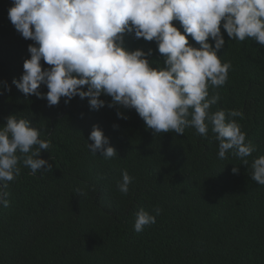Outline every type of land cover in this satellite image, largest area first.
Listing matches in <instances>:
<instances>
[{"label":"trees","instance_id":"16d2710c","mask_svg":"<svg viewBox=\"0 0 264 264\" xmlns=\"http://www.w3.org/2000/svg\"><path fill=\"white\" fill-rule=\"evenodd\" d=\"M11 6L13 0H0V126L10 115L30 121L39 138L51 142L40 158L52 170L31 175L21 162L20 176L8 182L9 204L0 205V264H264V186L250 177L252 160L264 155V46L251 38L231 40L222 28L218 56L232 67L223 86L208 89L209 98L220 97L211 112L242 113L232 119L256 148L246 166L231 151L218 158L211 126L207 136L192 127L183 135L154 134L134 109L108 107L111 97H100L106 104L99 110L79 96L53 106L25 97L12 81L21 78L34 42L11 24ZM173 24L180 28L179 21ZM124 46L152 49L149 61L163 67L154 41L125 34ZM93 125L109 138L115 157L89 151ZM123 170L134 177L127 195L117 188ZM140 209L156 223L137 233Z\"/></svg>","mask_w":264,"mask_h":264},{"label":"clouds","instance_id":"9594fccd","mask_svg":"<svg viewBox=\"0 0 264 264\" xmlns=\"http://www.w3.org/2000/svg\"><path fill=\"white\" fill-rule=\"evenodd\" d=\"M8 19L23 38L34 42L28 46L31 56L23 63L21 78L12 81L25 97L35 95L53 106L61 97L67 104L79 96L88 98L94 110L105 106L102 95L111 97L108 107L134 109L154 134L183 135L192 127L207 136L211 126L218 158L225 159L231 151L249 165L247 158L256 148L246 143V133L232 119L243 118L242 113L211 112L220 97L209 98L208 89L223 86L232 67L218 56L225 45L222 28L231 40L251 38L264 46V0H13ZM173 21H179L180 28ZM125 34L154 41L163 67L149 61L152 49H127ZM41 86L48 91H40ZM4 90L11 91L7 83ZM117 117L127 119L121 111ZM5 120L0 126V205L7 207L8 182L20 176L21 162L31 175L50 172L52 164L40 158L51 142L40 139L30 121L16 115ZM86 142L93 155H117L97 125ZM250 167L251 180L264 186V155L254 158ZM232 172L238 174L239 167ZM133 179L123 170L118 191L127 195ZM154 211L156 216L161 213L159 207ZM156 216L137 211L134 231L155 224Z\"/></svg>","mask_w":264,"mask_h":264}]
</instances>
